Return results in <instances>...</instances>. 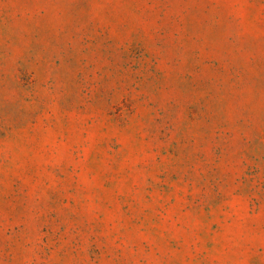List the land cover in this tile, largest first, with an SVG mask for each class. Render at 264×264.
Segmentation results:
<instances>
[{
  "label": "rangeland",
  "instance_id": "374dc122",
  "mask_svg": "<svg viewBox=\"0 0 264 264\" xmlns=\"http://www.w3.org/2000/svg\"><path fill=\"white\" fill-rule=\"evenodd\" d=\"M0 264H264V0H0Z\"/></svg>",
  "mask_w": 264,
  "mask_h": 264
}]
</instances>
